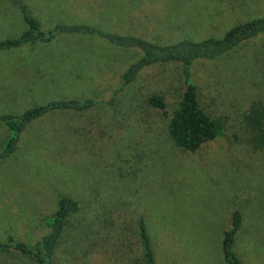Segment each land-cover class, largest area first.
Masks as SVG:
<instances>
[{"label": "rangeland", "instance_id": "1", "mask_svg": "<svg viewBox=\"0 0 264 264\" xmlns=\"http://www.w3.org/2000/svg\"><path fill=\"white\" fill-rule=\"evenodd\" d=\"M19 3L46 31L84 25L160 45L221 38L264 16V0H0V40L28 28ZM142 56L79 33L0 50V116L58 100L96 102L34 121L15 153L0 159V242L34 246L67 196L79 209L61 247L95 250L93 263L125 264L126 248L139 254L143 221L156 264H227L223 233L238 211L235 249L244 264H264V147L253 119L264 112V40L192 67L201 106L224 125L223 136L195 152L168 133L183 94L179 63L148 67L122 86ZM154 94L165 99L167 116L148 103ZM8 136L0 122V153ZM6 259L25 264L0 252V263Z\"/></svg>", "mask_w": 264, "mask_h": 264}, {"label": "trees", "instance_id": "2", "mask_svg": "<svg viewBox=\"0 0 264 264\" xmlns=\"http://www.w3.org/2000/svg\"><path fill=\"white\" fill-rule=\"evenodd\" d=\"M18 6L28 28L17 38L0 40V50L18 49L40 43L47 44L59 34L79 33L98 36L117 47L135 48L143 53L142 58L127 70L122 79V86L132 83L148 67L179 63L182 67L184 82L183 94L169 119L168 133L176 147L190 152L199 150L204 144L224 134L223 123L212 118L201 106L200 91L193 77L192 67L199 62L213 61L228 55L244 43L260 38L264 40V16L236 25L221 38H208L200 42L181 40L172 44L160 45L138 36L105 33L97 28L84 25L57 24L53 29L46 31L41 21L33 17L24 4L19 3ZM147 100L151 106L162 111L163 115H168L167 104L161 95H150ZM95 105L96 102L92 99L58 100L33 107L23 114L1 115L0 122L8 131L9 136L0 153V159L8 158L15 153L22 133L34 121L50 112H84ZM255 114L254 118L251 117L258 125L260 134L257 137L264 147V112L256 111ZM78 209L77 202L67 196L62 197L56 215L44 220L45 226L50 229L49 234L34 246L10 238L6 243L0 242V252L22 258L25 264H97L93 263L90 258L93 255L97 257L98 252L95 250L86 249L81 252V249L77 247H61L67 222ZM231 221V228L223 233L224 258L227 264H244L235 249L237 235L242 227V214L234 211ZM106 226H108L107 222ZM138 231L141 245L139 254L126 248L124 250L127 259L125 264H156L151 238L143 221H139ZM116 240L124 241V237L117 236ZM124 245H126L125 242ZM7 260L0 264H10Z\"/></svg>", "mask_w": 264, "mask_h": 264}]
</instances>
